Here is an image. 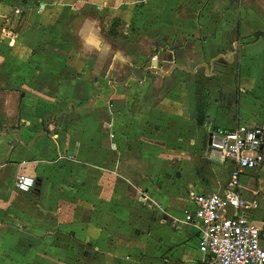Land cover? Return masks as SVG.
<instances>
[{
  "label": "crops",
  "instance_id": "obj_1",
  "mask_svg": "<svg viewBox=\"0 0 264 264\" xmlns=\"http://www.w3.org/2000/svg\"><path fill=\"white\" fill-rule=\"evenodd\" d=\"M0 31V264H211L170 217L230 180L213 133L264 128V0H0ZM241 193L264 247V164Z\"/></svg>",
  "mask_w": 264,
  "mask_h": 264
},
{
  "label": "built area",
  "instance_id": "obj_2",
  "mask_svg": "<svg viewBox=\"0 0 264 264\" xmlns=\"http://www.w3.org/2000/svg\"><path fill=\"white\" fill-rule=\"evenodd\" d=\"M22 12L20 8L15 9V14ZM211 146L233 163L230 180L220 192L191 193L195 209L185 210L182 219L171 216L173 226L177 230L184 226L197 230L199 252L206 257L204 263L264 264L261 229L247 218V213L256 210L259 203L245 199L241 193V176L264 164V128L241 125L213 133ZM58 160L75 161L76 158L61 155ZM16 187L22 193H30L36 187V180L21 175Z\"/></svg>",
  "mask_w": 264,
  "mask_h": 264
},
{
  "label": "rangeland",
  "instance_id": "obj_3",
  "mask_svg": "<svg viewBox=\"0 0 264 264\" xmlns=\"http://www.w3.org/2000/svg\"><path fill=\"white\" fill-rule=\"evenodd\" d=\"M14 14H15V10H14ZM24 16V14H23ZM23 16L22 18L20 17V19H23ZM21 23V22H20ZM19 23L18 27H20L19 29H23V26ZM18 32H20L19 30H17ZM2 34H5V35H9V31H7L6 33H3V31H0V36ZM13 35L11 36L10 39H7V40H4V39H1L0 37V66L4 65L5 61H10V52L13 50V45L15 43L14 39H13ZM2 43V44H1ZM164 244L160 245L159 247L156 248V250L154 251V254H156L157 256H160V255H164L165 251H166V246L163 247ZM163 247V248H162ZM190 249H191V253L190 254H196L198 256V258L201 257V255L199 254V251H198V245L196 243H193L192 246H190ZM181 249L178 250V252L174 255V257H181Z\"/></svg>",
  "mask_w": 264,
  "mask_h": 264
},
{
  "label": "water",
  "instance_id": "obj_4",
  "mask_svg": "<svg viewBox=\"0 0 264 264\" xmlns=\"http://www.w3.org/2000/svg\"><path fill=\"white\" fill-rule=\"evenodd\" d=\"M38 184H39V183L36 181V187H35V189H38Z\"/></svg>",
  "mask_w": 264,
  "mask_h": 264
}]
</instances>
